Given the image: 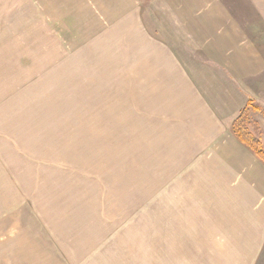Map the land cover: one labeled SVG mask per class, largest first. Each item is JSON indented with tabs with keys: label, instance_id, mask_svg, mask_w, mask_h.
<instances>
[{
	"label": "rangeland",
	"instance_id": "1",
	"mask_svg": "<svg viewBox=\"0 0 264 264\" xmlns=\"http://www.w3.org/2000/svg\"><path fill=\"white\" fill-rule=\"evenodd\" d=\"M63 1L69 8H54L51 0H0V264H264V234L204 232L201 230L206 227L200 225L203 218L197 211L179 207L176 215L158 216L165 212L166 202L154 198L155 191L160 190L156 179L142 187L138 174L132 173L128 185H123V176L113 179L114 171L105 167V154L94 163L90 140L81 154L82 161L77 163L78 168L82 165L78 182L89 181L94 191L99 185L93 198L99 197L101 217L72 218L66 227L65 219L53 215L47 199L48 189L54 185L33 188L28 184L33 180L26 181L27 174L40 179L35 182L49 183L52 178L48 172L52 170L53 176L55 170L61 176L63 168L69 166L65 164L67 150L55 152L50 147L52 153L46 152L49 145L44 141L38 151H33L36 147L30 148L31 141L41 142L46 140L44 135H51L52 145L54 138H63L61 128L71 125L70 118L76 123L72 113L89 107L79 104L84 97L76 99V104L73 101L80 88L88 85L92 91L96 85L105 86L120 76L91 71L107 62L105 54L95 56V47L93 53L90 48L95 38L97 51H103L108 29V21L97 24L98 20L91 18L94 0ZM130 1V10L114 7L115 19L128 16L141 21L150 34L168 38L178 51L180 63L217 95V110L231 105L219 85L235 81L248 96L246 104L256 107L251 109L246 125L262 143L264 0ZM93 9L101 14L98 18L102 16ZM204 24L211 34L213 26L219 27V37L204 38ZM208 29L204 31L207 34ZM213 44L222 55L214 53ZM205 45L208 56L200 51ZM203 64L210 66L209 74L196 72ZM87 124L85 121L84 126ZM40 132L44 133L40 136ZM81 134H85L84 128ZM24 136H29L26 144L21 143ZM67 136L72 138L69 132ZM73 222L83 231L69 232Z\"/></svg>",
	"mask_w": 264,
	"mask_h": 264
},
{
	"label": "crops",
	"instance_id": "2",
	"mask_svg": "<svg viewBox=\"0 0 264 264\" xmlns=\"http://www.w3.org/2000/svg\"><path fill=\"white\" fill-rule=\"evenodd\" d=\"M51 1L54 8L69 6L63 0ZM130 3V0L93 1L91 18L97 19V24L99 20L108 21V29L103 51H97L99 42L95 38L93 43H96L90 46L92 53L95 47L93 55L105 54L107 62L91 71H98L100 75L114 72L120 76L105 86L96 85L92 91H89L88 85L80 88L75 100L84 97L79 104H89V107L81 110L82 113H72L76 123H72L73 118H64L71 125L61 128L63 138H54L52 145L49 142L51 135H44L47 141L44 138L41 142L31 141L30 148L36 147L33 151H38L44 141L49 145L46 152L52 153L51 148L55 152L67 150L65 164L69 166L63 168L61 176L55 170L53 176L50 173L52 170L48 172L52 178L49 183H43V180L35 182L36 179L28 174L25 175L26 181L32 179L28 184L33 188L54 185V188L48 189L54 198L48 195L47 199L50 200L53 215L65 219L66 227L70 226L72 218L101 217L99 197L93 198L99 185L94 191L88 186L91 184L89 181L78 182L81 174L78 170L82 169V165L78 168L77 163L82 161L81 154L86 151V143L90 140L89 152L95 158L94 163L100 161L102 153L105 154V160L102 156V160L106 161L105 167L112 168L113 179L123 176V185H128L132 173L138 174L139 186L142 187L149 183L152 185V179H156L160 190L155 191L157 195L154 198L163 204L166 202L165 212L161 211L158 216L176 215L175 209L179 207L196 210L197 216L203 218L200 225L206 227L201 230L204 232L264 234V162L243 146L230 130L231 121L246 104L248 96L241 92L235 81L223 82L219 86L231 105L217 110V95L208 84L199 80L200 76L191 75L192 69L180 63L178 51L168 38L150 34L141 21L131 20L128 16L115 19L114 7L130 10ZM93 6L102 12L101 17L98 18L101 14ZM217 23L222 26V23ZM203 26L201 35L204 38L210 35L219 37V27L213 26L211 34V30L205 24ZM207 29L208 34L204 32ZM190 34L194 39L191 30ZM213 46L214 53L222 55V50ZM203 49L200 50L202 54L208 56L206 45ZM209 67L199 65L196 72L209 74ZM75 100L74 103H78ZM85 121L89 123L87 126H84ZM82 128L85 134H81ZM67 132L72 134V138L67 136ZM29 136H24L22 139H26L21 143L26 144ZM260 138L264 148V133ZM58 142L59 145H56ZM57 160L55 163L59 164L61 160ZM28 184L26 189H29ZM71 226L69 232L83 231L79 224L73 222ZM76 226L78 229H75ZM173 230L178 231L174 228L160 229Z\"/></svg>",
	"mask_w": 264,
	"mask_h": 264
},
{
	"label": "trees",
	"instance_id": "3",
	"mask_svg": "<svg viewBox=\"0 0 264 264\" xmlns=\"http://www.w3.org/2000/svg\"><path fill=\"white\" fill-rule=\"evenodd\" d=\"M250 102L246 104L243 108H240L238 116L232 121L230 130L238 141H240L243 146L252 151L256 157H258L262 162H264V148L261 145L259 138L255 137L250 133L246 125V120L251 109L256 110V107H250Z\"/></svg>",
	"mask_w": 264,
	"mask_h": 264
}]
</instances>
